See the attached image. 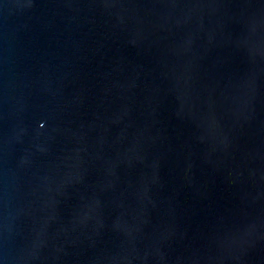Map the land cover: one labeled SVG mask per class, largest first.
Listing matches in <instances>:
<instances>
[{"label": "water", "instance_id": "95a60500", "mask_svg": "<svg viewBox=\"0 0 264 264\" xmlns=\"http://www.w3.org/2000/svg\"><path fill=\"white\" fill-rule=\"evenodd\" d=\"M0 264H264V0H0Z\"/></svg>", "mask_w": 264, "mask_h": 264}]
</instances>
